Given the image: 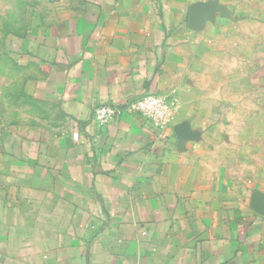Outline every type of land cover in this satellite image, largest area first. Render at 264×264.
<instances>
[{
	"label": "crops",
	"instance_id": "crops-1",
	"mask_svg": "<svg viewBox=\"0 0 264 264\" xmlns=\"http://www.w3.org/2000/svg\"><path fill=\"white\" fill-rule=\"evenodd\" d=\"M0 264H264V0H0Z\"/></svg>",
	"mask_w": 264,
	"mask_h": 264
},
{
	"label": "built area",
	"instance_id": "built-area-1",
	"mask_svg": "<svg viewBox=\"0 0 264 264\" xmlns=\"http://www.w3.org/2000/svg\"><path fill=\"white\" fill-rule=\"evenodd\" d=\"M127 105L131 111L142 114L157 127L166 126L174 116L173 106L164 98L151 93L135 98ZM93 113L96 122L105 126L116 118L118 109L112 105H99Z\"/></svg>",
	"mask_w": 264,
	"mask_h": 264
},
{
	"label": "water",
	"instance_id": "water-1",
	"mask_svg": "<svg viewBox=\"0 0 264 264\" xmlns=\"http://www.w3.org/2000/svg\"><path fill=\"white\" fill-rule=\"evenodd\" d=\"M220 10L217 2L207 4L198 3L190 10L189 25L193 29L202 28L206 20L214 18L215 13Z\"/></svg>",
	"mask_w": 264,
	"mask_h": 264
},
{
	"label": "rangeland",
	"instance_id": "rangeland-1",
	"mask_svg": "<svg viewBox=\"0 0 264 264\" xmlns=\"http://www.w3.org/2000/svg\"><path fill=\"white\" fill-rule=\"evenodd\" d=\"M10 53H12V52H10ZM15 72H16L15 69L12 68V70L9 72V75H10V76H11V74L14 75ZM10 81H11V80H10ZM255 101H256V99H253V100H252V104H253V105H255ZM259 101H260V99H259ZM249 117H250V120L252 119L253 121H255V119H256V116H255V115H250Z\"/></svg>",
	"mask_w": 264,
	"mask_h": 264
}]
</instances>
